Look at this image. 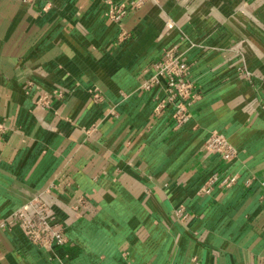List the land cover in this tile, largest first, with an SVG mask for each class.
<instances>
[{
    "label": "crops",
    "instance_id": "crops-1",
    "mask_svg": "<svg viewBox=\"0 0 264 264\" xmlns=\"http://www.w3.org/2000/svg\"><path fill=\"white\" fill-rule=\"evenodd\" d=\"M129 1L0 0V264H264V0L109 17ZM176 44L201 95L182 127L140 89ZM215 131L238 149L230 166L205 147ZM227 168L234 186L201 191ZM52 185L70 241L45 249L7 221Z\"/></svg>",
    "mask_w": 264,
    "mask_h": 264
},
{
    "label": "built area",
    "instance_id": "built-area-1",
    "mask_svg": "<svg viewBox=\"0 0 264 264\" xmlns=\"http://www.w3.org/2000/svg\"><path fill=\"white\" fill-rule=\"evenodd\" d=\"M32 3L34 0H24ZM147 0H130L128 4L111 3L108 15L113 20H119L130 10L142 6ZM173 23L168 24V28H172ZM192 64L184 57V53L180 51L179 46H168L163 50L161 58L154 64L153 74L145 79L140 89L150 91L155 88L159 89L155 96V111L161 113L163 110L171 109L174 123L176 127H182L192 117L191 106L201 98L200 93L196 90L195 80L191 75ZM243 71V69H241ZM247 77H252L250 71H245ZM29 84H33L32 81ZM64 90L57 88L52 92L44 91L36 102L38 107H50L52 98L61 97ZM96 99L102 97L96 95ZM97 125L94 124L92 129L96 130ZM8 127L0 122V138L6 133ZM205 147L208 152L217 154L229 166L238 157V149L231 143L229 138L220 132H213L207 138ZM256 176H252L246 180V186H251ZM238 181L237 174H230L228 168L213 172L205 186L201 189L204 193H211L214 186L219 184L222 187H232ZM264 187V179L260 180ZM52 185L46 192L35 196L31 201L18 208L8 219L7 223L12 225L19 223L24 229L29 239L36 245L53 249L55 247H63L69 243L70 239L66 231L65 224L53 205V189ZM264 200V196H263ZM87 207L84 198H79L76 208ZM177 216L187 222L190 216L187 211L180 207L176 210ZM194 264H200L197 258L193 260Z\"/></svg>",
    "mask_w": 264,
    "mask_h": 264
}]
</instances>
